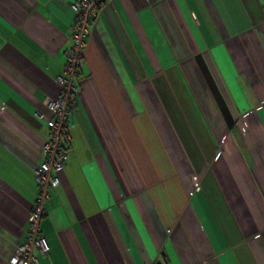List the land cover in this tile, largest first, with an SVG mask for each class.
Instances as JSON below:
<instances>
[{
  "label": "crops",
  "instance_id": "obj_1",
  "mask_svg": "<svg viewBox=\"0 0 264 264\" xmlns=\"http://www.w3.org/2000/svg\"><path fill=\"white\" fill-rule=\"evenodd\" d=\"M74 0H0V264L26 237ZM75 78L37 264H264V0H112Z\"/></svg>",
  "mask_w": 264,
  "mask_h": 264
},
{
  "label": "built area",
  "instance_id": "obj_2",
  "mask_svg": "<svg viewBox=\"0 0 264 264\" xmlns=\"http://www.w3.org/2000/svg\"><path fill=\"white\" fill-rule=\"evenodd\" d=\"M112 0H74L71 8L74 21L71 27V47L66 51L64 75L56 77L61 87L60 96L56 100H48L47 107L52 113L48 120V134L42 148L41 161L34 170L37 184V196L28 219L26 237L10 257V264H37L33 254L36 249L40 256L49 254V246L41 235L39 223L45 214L44 203L59 186V174L63 171L67 158L66 142L69 116L76 106L78 85L75 78L83 66L84 52L90 32L91 21L102 7Z\"/></svg>",
  "mask_w": 264,
  "mask_h": 264
},
{
  "label": "water",
  "instance_id": "obj_3",
  "mask_svg": "<svg viewBox=\"0 0 264 264\" xmlns=\"http://www.w3.org/2000/svg\"><path fill=\"white\" fill-rule=\"evenodd\" d=\"M155 264H164L162 261H157Z\"/></svg>",
  "mask_w": 264,
  "mask_h": 264
}]
</instances>
